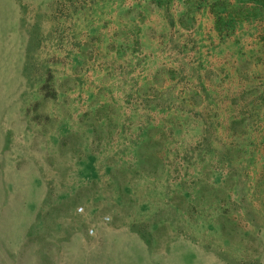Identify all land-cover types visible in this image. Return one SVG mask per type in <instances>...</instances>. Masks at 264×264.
Here are the masks:
<instances>
[{
  "label": "rangeland",
  "instance_id": "rangeland-1",
  "mask_svg": "<svg viewBox=\"0 0 264 264\" xmlns=\"http://www.w3.org/2000/svg\"><path fill=\"white\" fill-rule=\"evenodd\" d=\"M0 264H264V0H0Z\"/></svg>",
  "mask_w": 264,
  "mask_h": 264
},
{
  "label": "built area",
  "instance_id": "built-area-1",
  "mask_svg": "<svg viewBox=\"0 0 264 264\" xmlns=\"http://www.w3.org/2000/svg\"><path fill=\"white\" fill-rule=\"evenodd\" d=\"M79 210H82V208H81V209H79ZM89 232H90V234H93V233H94V230H93V229H91Z\"/></svg>",
  "mask_w": 264,
  "mask_h": 264
}]
</instances>
